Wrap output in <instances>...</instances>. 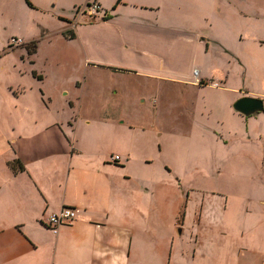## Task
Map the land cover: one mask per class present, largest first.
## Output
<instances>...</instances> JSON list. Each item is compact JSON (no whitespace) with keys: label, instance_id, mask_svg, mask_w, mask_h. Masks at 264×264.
<instances>
[{"label":"crops","instance_id":"crops-1","mask_svg":"<svg viewBox=\"0 0 264 264\" xmlns=\"http://www.w3.org/2000/svg\"><path fill=\"white\" fill-rule=\"evenodd\" d=\"M168 1L94 0L101 9L97 19L77 24V16L57 17L69 20L65 21L74 36L77 26L84 28L83 38L88 40L93 32L101 33L96 39L103 49L101 57L97 55L100 67L118 68L115 64L129 60L134 68L169 70L166 59L161 54L153 57V51L173 49L181 54L194 46L198 35L150 17ZM189 1L173 3L182 8ZM221 2L214 0V8H221ZM127 5L132 11L120 12ZM105 13L109 18L103 20ZM237 27L241 43L251 22L239 21ZM204 40L206 36L199 38ZM124 50L134 57L116 59ZM234 57L238 62L230 67L241 71V53ZM37 74L32 76L38 79ZM192 75L194 80L179 84L222 89L227 81L222 74L215 81L200 77L198 70ZM31 88L10 86L11 95L0 101V264H264V150L238 149L236 131L208 127V139L219 143V137L228 138L225 149L215 144L210 151L203 146L205 156L214 160L196 161L191 155L181 174L173 168V176L145 177L141 171H129L121 157L112 161L110 150L99 146L106 135L120 148L122 158L131 161L135 153L131 144L139 136L133 135L132 125L114 123L105 109H100L104 120L98 131L92 120L81 124L72 116L55 118L49 98L39 99ZM239 94L226 106L243 117L233 109L234 100L262 94ZM73 102L68 101L70 108ZM41 108L51 118L39 115ZM187 150L196 152L200 145L189 141ZM14 159L22 169L10 165ZM245 172L250 176L241 178ZM65 206L75 207L77 216L53 230L47 217Z\"/></svg>","mask_w":264,"mask_h":264},{"label":"rangeland","instance_id":"rangeland-1","mask_svg":"<svg viewBox=\"0 0 264 264\" xmlns=\"http://www.w3.org/2000/svg\"><path fill=\"white\" fill-rule=\"evenodd\" d=\"M29 1L35 6L24 0H0V101L6 100L8 93L11 95L10 86L17 90L32 87L39 99L41 95L49 98L53 117L72 116L81 124L92 120L97 123L96 131L104 120L100 109L102 112L105 109L108 115L104 116L114 123L123 122V126L132 125V130H136L133 135L139 136L131 144L135 152L131 161L128 156L122 158L120 148L104 138L106 135L100 137V148L120 155L129 171H141L145 177L151 173L162 178L173 176L174 169L181 174L191 162V155H196V161L214 160L209 154L205 156L203 146L210 151L215 144L224 148L228 138L219 137V143L213 137L208 139L205 132L208 127L222 128L223 133L236 131L239 139H234V147L238 149L264 150V112L238 117L226 106L237 93L262 94L264 104V71L259 70L264 67V42L258 39L264 38V0H222L219 9L214 8V0H190L182 8L173 0L160 5V11L152 12L150 17L162 24L187 27L186 32L198 35L194 46L180 50L181 54H175L173 49L153 51V57L161 54L170 67L162 71L134 68L129 60L117 62L118 68L100 67L102 61L98 56L101 57L103 49L96 40L101 35L98 30L92 33L91 41L83 38L84 28L80 26L74 29L76 36L69 37L71 25L57 14L77 16V24L87 23L98 18L82 14L94 0ZM121 8L124 14L132 11L128 5ZM239 21L251 22L249 34L241 43L235 35ZM205 36L207 40L199 41ZM15 38L22 42L14 41ZM31 49L34 52L29 53ZM238 51L243 57L241 71L230 67L232 62H238V57L233 58ZM128 55L134 57L124 50L115 58ZM193 70H198L202 78L212 77L209 81H215L214 77L220 74L223 78L227 76L225 88L179 84L194 80ZM36 74L38 79L34 78ZM70 99L74 108L68 105ZM45 112L46 109H39V115L48 117L49 111ZM116 135L119 137V132ZM189 141L200 145V150L188 151ZM241 170L239 167L238 172ZM242 175L245 176L241 178L248 177L250 172Z\"/></svg>","mask_w":264,"mask_h":264},{"label":"built area","instance_id":"built-area-1","mask_svg":"<svg viewBox=\"0 0 264 264\" xmlns=\"http://www.w3.org/2000/svg\"><path fill=\"white\" fill-rule=\"evenodd\" d=\"M87 16H96L98 14H101V9L99 7V4L96 2H92L91 4H88L86 9L83 10ZM16 42H22L20 38L13 39ZM194 74L197 75V71H194ZM120 155L115 154L110 156V159L114 162L120 161ZM77 216V211L75 207L71 206H65L61 207L59 211L51 213L46 220V224L52 228L53 230H56V227L60 224H62L64 221L73 219Z\"/></svg>","mask_w":264,"mask_h":264},{"label":"water","instance_id":"water-1","mask_svg":"<svg viewBox=\"0 0 264 264\" xmlns=\"http://www.w3.org/2000/svg\"><path fill=\"white\" fill-rule=\"evenodd\" d=\"M234 110L243 116H249L264 111L263 101L260 97L243 96L236 98L232 104Z\"/></svg>","mask_w":264,"mask_h":264},{"label":"trees","instance_id":"trees-1","mask_svg":"<svg viewBox=\"0 0 264 264\" xmlns=\"http://www.w3.org/2000/svg\"><path fill=\"white\" fill-rule=\"evenodd\" d=\"M25 1V3L27 4V5H29V6H32V4H31V2L29 1V0H24ZM62 20H68V19H66V18H63V17H60ZM107 18H109V14H107V13H105V14H103L102 15V17H101V19H103V20H105V19H107ZM69 21V20H68ZM69 37H74V33L72 32V33H70V35H69ZM32 52H34V50H30L29 51V53H32ZM10 165L15 169V168H18V169H22V166H21V164H20V162L19 161H17L16 159H14V160H12L11 162H10Z\"/></svg>","mask_w":264,"mask_h":264}]
</instances>
